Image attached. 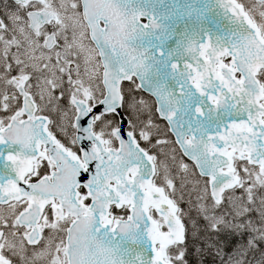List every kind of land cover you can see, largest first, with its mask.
Wrapping results in <instances>:
<instances>
[{
	"label": "snow or ice",
	"instance_id": "6c2138e0",
	"mask_svg": "<svg viewBox=\"0 0 264 264\" xmlns=\"http://www.w3.org/2000/svg\"><path fill=\"white\" fill-rule=\"evenodd\" d=\"M264 264V0H0V264Z\"/></svg>",
	"mask_w": 264,
	"mask_h": 264
},
{
	"label": "trees",
	"instance_id": "16d2710c",
	"mask_svg": "<svg viewBox=\"0 0 264 264\" xmlns=\"http://www.w3.org/2000/svg\"><path fill=\"white\" fill-rule=\"evenodd\" d=\"M206 264H211V258H207Z\"/></svg>",
	"mask_w": 264,
	"mask_h": 264
}]
</instances>
